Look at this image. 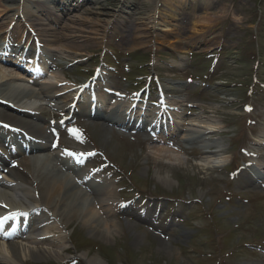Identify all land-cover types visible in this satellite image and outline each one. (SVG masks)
<instances>
[{"label":"rangeland","instance_id":"1","mask_svg":"<svg viewBox=\"0 0 264 264\" xmlns=\"http://www.w3.org/2000/svg\"><path fill=\"white\" fill-rule=\"evenodd\" d=\"M56 1L0 0V44L18 43L19 29L13 36L4 30L19 23L35 34L31 46L21 50L34 45L47 50L50 71L71 85L91 86L102 75L110 90L134 99L138 93L145 102L156 99L165 85L167 109L176 108L183 120L178 135L161 138L174 141L183 162L157 158L158 140L131 131L125 139L102 136L90 120L85 129L79 116L71 119L58 110L52 117L49 108L52 122L63 118L56 130L63 135L52 136L51 144L62 151L70 137L83 141L92 151L86 164H95L100 177L115 183L116 205L101 225L105 234L72 218L59 224L70 233L60 246L49 242L60 234L51 225L49 230L44 226L46 243L2 241L3 254L10 255L9 244L15 242L20 264H87L83 254L103 264H264V177L239 185L244 168L263 167L264 174V0H172L178 17L164 31L166 17L157 7L165 0ZM53 16L59 20L52 21ZM57 42L55 49L51 43ZM0 64L6 74L16 73L6 70L11 63ZM150 78V92L136 91ZM196 116L220 126L221 132L209 137L225 148L222 156L228 160L222 169L207 168L198 146H184L181 137L192 127L183 123ZM23 155L6 160L7 167L18 163L22 172ZM162 176L171 183L164 184ZM34 248L59 252L62 258L34 257L28 253Z\"/></svg>","mask_w":264,"mask_h":264},{"label":"bare ground","instance_id":"2","mask_svg":"<svg viewBox=\"0 0 264 264\" xmlns=\"http://www.w3.org/2000/svg\"><path fill=\"white\" fill-rule=\"evenodd\" d=\"M10 1L15 2L16 0ZM54 2L59 4L56 0ZM40 3L45 8V3L43 1ZM157 9V12L164 13L166 17V24L162 29L164 31L172 25L171 20L177 19L178 14L172 0H165L163 7H157ZM51 20L57 22L59 19L53 16ZM50 23L49 26L52 28ZM13 26V29L9 30L14 31L22 28L19 23H15ZM3 28L4 26L1 24L0 32ZM23 37L24 35H20L19 38ZM56 44L59 43H51L55 49H58ZM0 45L3 47V42ZM39 63L37 68L23 69L26 75L16 70L12 76L10 70L15 71L12 67L6 69L10 74H6L0 69V127L7 123L14 126L11 128V145L1 148L0 152V172L5 170L6 174H4L7 176H0V242L21 238L30 243L44 244L49 240V236L45 234L44 226L49 230L52 229L49 227L52 225L57 226L56 229L60 231V234L57 238H51L52 240L49 242L60 246L70 233L62 232L59 224L72 218L79 219L96 234H105L101 225L106 222L108 214L116 205L111 197L112 186L115 183L109 178L99 177L91 169L95 167V164L90 165V170H83L82 164L91 154L83 141L73 139L76 145L73 147L74 156L57 150L50 143L51 128L57 127L58 122L51 123L49 121L46 105L54 109L59 108V104L68 97L75 98L77 102L80 100L76 97L77 93L81 95V93H85L86 89L72 88L70 84L59 79L56 72H50L48 69L46 72L45 59H40ZM59 65L56 66L59 67ZM47 73L49 74L47 75ZM41 77L43 80L39 83L37 80ZM16 80H30L34 85L40 84V87L36 90L18 85L14 82ZM96 86L99 87L101 84L96 83ZM99 92L103 97L111 98L110 95H107L108 91L106 93ZM64 96L66 97L64 98ZM165 98L161 99L156 110H152L159 121L158 130L163 131L168 137L172 134L173 136L178 135V124L183 120L182 115L175 108L172 116L176 121L170 120L166 111L168 99ZM120 105H123L125 110H120L118 108ZM147 112H150L147 107L141 108L138 105H133L132 100L126 97L114 99L112 106L106 112L103 109H92V107L89 108L88 105L82 104L72 110L74 116H83L82 118L90 120L93 129L98 130L102 136L113 133L116 139H125L127 136L125 130H131L134 134L141 131L150 135V124L155 130L156 122H149L147 127L141 124L140 127L137 126L136 120L133 124L130 123L132 114L137 113L140 116L141 113ZM163 117L164 121H162ZM87 120L80 119V126L87 128ZM188 121L190 122L183 124H188L192 128H189L181 137L185 148L198 146L200 153L204 155V164L209 168L222 169L228 160L222 156L225 148L218 140L209 137V134L220 131L218 122L200 116ZM113 126L120 130L115 131ZM193 126L198 128L195 129ZM155 139L160 143L153 147L157 158H163L174 165L183 162L179 151L173 148V140L166 141L160 137ZM18 154H25L20 162L22 163V172L18 171L20 168L18 163L14 164L15 168H6L4 165L6 159ZM261 168L263 167L255 170L244 168L239 185H247L249 182L262 179L264 174L261 172ZM159 179L166 185L171 183L168 176H162ZM96 207L100 209V212L94 210ZM102 217L106 219H102ZM9 245L12 251L8 256L3 254L0 247V264L22 263L18 245L15 242H11ZM28 253L37 258H45L50 255L62 258L59 252L52 254L43 248L29 249ZM83 259L87 264H103L101 259L95 256L89 258L83 254Z\"/></svg>","mask_w":264,"mask_h":264},{"label":"snow or ice","instance_id":"3","mask_svg":"<svg viewBox=\"0 0 264 264\" xmlns=\"http://www.w3.org/2000/svg\"><path fill=\"white\" fill-rule=\"evenodd\" d=\"M250 110V109H249Z\"/></svg>","mask_w":264,"mask_h":264}]
</instances>
